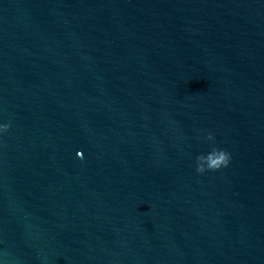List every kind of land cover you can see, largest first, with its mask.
Returning <instances> with one entry per match:
<instances>
[{"label":"water","instance_id":"1","mask_svg":"<svg viewBox=\"0 0 264 264\" xmlns=\"http://www.w3.org/2000/svg\"><path fill=\"white\" fill-rule=\"evenodd\" d=\"M0 121L3 264H264V0H0Z\"/></svg>","mask_w":264,"mask_h":264},{"label":"clouds","instance_id":"2","mask_svg":"<svg viewBox=\"0 0 264 264\" xmlns=\"http://www.w3.org/2000/svg\"><path fill=\"white\" fill-rule=\"evenodd\" d=\"M10 123H5L0 121V138L9 132L11 129ZM206 142H216L215 133L209 131L205 137ZM76 155L83 159L84 152L83 150H78ZM232 162V154L225 148L216 147L212 152H209L207 155H200L196 158L195 170L198 174H205L208 172H217L222 169H225L231 165ZM0 264H3L0 261Z\"/></svg>","mask_w":264,"mask_h":264}]
</instances>
